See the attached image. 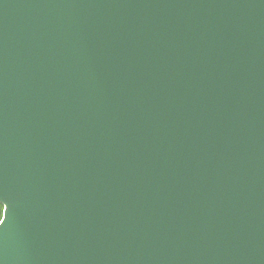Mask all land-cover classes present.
<instances>
[{
  "label": "water",
  "instance_id": "obj_1",
  "mask_svg": "<svg viewBox=\"0 0 264 264\" xmlns=\"http://www.w3.org/2000/svg\"><path fill=\"white\" fill-rule=\"evenodd\" d=\"M0 199V264H264V0H0Z\"/></svg>",
  "mask_w": 264,
  "mask_h": 264
},
{
  "label": "snow or ice",
  "instance_id": "obj_2",
  "mask_svg": "<svg viewBox=\"0 0 264 264\" xmlns=\"http://www.w3.org/2000/svg\"><path fill=\"white\" fill-rule=\"evenodd\" d=\"M7 208H8V205L2 199H0V214L3 215V221L0 222V225H2L5 222Z\"/></svg>",
  "mask_w": 264,
  "mask_h": 264
},
{
  "label": "trees",
  "instance_id": "obj_3",
  "mask_svg": "<svg viewBox=\"0 0 264 264\" xmlns=\"http://www.w3.org/2000/svg\"><path fill=\"white\" fill-rule=\"evenodd\" d=\"M2 217H3V215H2V214H0V221H1Z\"/></svg>",
  "mask_w": 264,
  "mask_h": 264
}]
</instances>
